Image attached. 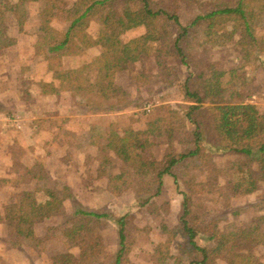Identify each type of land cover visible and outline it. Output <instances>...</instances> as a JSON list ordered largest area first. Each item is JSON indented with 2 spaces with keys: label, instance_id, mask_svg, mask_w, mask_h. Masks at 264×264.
Segmentation results:
<instances>
[{
  "label": "rangeland",
  "instance_id": "374dc122",
  "mask_svg": "<svg viewBox=\"0 0 264 264\" xmlns=\"http://www.w3.org/2000/svg\"><path fill=\"white\" fill-rule=\"evenodd\" d=\"M156 1L177 12L184 24L216 3ZM42 5L28 4L26 24L21 30L10 11L3 19L9 33L16 36V43L0 49V150L3 156L9 155V162L5 161L4 169L0 168V264H78L85 240L73 241L63 231L72 225L79 209L111 214L99 225L102 264L114 262L119 249L117 226L112 217L128 212L132 218L127 226L121 264H164L155 252L157 245L169 238L163 234L162 226L173 228L179 221L183 192H189L188 188L178 187L166 175L162 193L152 198L151 206H143L139 197L145 195L138 193L136 181L128 179L124 184L116 177L123 171V164L110 149L106 150L110 162L105 163L106 171L100 175L98 168L105 151L100 148L107 145L111 134H122L129 127L144 129L150 119L166 115L164 106L187 103L184 80L188 71L177 58L169 62L173 67L171 72L161 71L154 55L145 56L116 76L118 85L127 88L133 99L142 98V101L104 111L92 110L90 98L83 94L68 90L44 93L41 83L51 79V72L37 44L41 43V34L52 31L41 22ZM50 24L56 32H64L70 22L64 12L58 11ZM99 29L100 23L93 19L88 31L96 35ZM145 32L146 28L140 26L129 31L126 38ZM257 33L264 35V25L259 26ZM237 39L236 34L233 41L221 39V45H199L196 57L200 61H220L223 68L234 69L229 87L241 95L235 102L255 104L264 115V49L246 57L243 48L236 45ZM100 52L101 48L94 47L80 55L65 56L63 61L68 67H81L92 63ZM91 78H95V73ZM168 80L173 83L169 84ZM167 140V136L156 139L145 156L164 162L169 150ZM234 158L216 157V168L196 170L195 182L201 192L194 194L193 211L203 231V244L213 245L207 237L214 233L215 223L228 231L232 224L252 227L264 215V183L256 192L236 197H228L218 189L227 187L230 179L218 168ZM50 191L56 192L60 201L53 202ZM34 199L43 203L52 201L51 216L38 222L30 218L16 220L12 225L7 222V207L12 205V210L17 211L20 205L28 206ZM261 229L264 231V222ZM182 241L178 238L173 242L172 253H178ZM240 249L252 251L264 264L263 244L247 243ZM228 258V253H221L215 263L229 264Z\"/></svg>",
  "mask_w": 264,
  "mask_h": 264
},
{
  "label": "trees",
  "instance_id": "16d2710c",
  "mask_svg": "<svg viewBox=\"0 0 264 264\" xmlns=\"http://www.w3.org/2000/svg\"><path fill=\"white\" fill-rule=\"evenodd\" d=\"M213 1L216 3L212 8L184 24L177 12L156 0H75L72 3L69 0H0V49L16 43V36L9 33L3 21L5 13L10 11L16 16L21 30L26 24L28 4L43 3L40 19L52 32L40 35L37 50L43 52L53 76V81L41 83L44 93L59 94L68 90L89 97L92 110L116 109L142 101V98L133 99L127 88L118 85L116 76L143 57L154 55L158 68L170 70L168 73L173 70L169 64L173 58L186 67L187 103L164 106L166 115L150 119L144 129L129 127L122 134L113 133L107 145L100 148L105 150L98 168L100 175L106 171L105 163L110 162L106 157V150L110 149L123 164V171L116 177L124 184L128 179L136 181L138 193L145 195L139 197L143 206H151L152 198L162 193L166 175L171 176L178 187L188 188L189 192H183L179 221L173 228L162 226L163 234L169 238L157 245L155 252L164 264H216L215 259L221 253L229 254V264H261L252 251L240 247L247 243L264 245L261 229L264 215L258 217L252 227L232 224L228 231L221 230L215 223L214 233L207 237L213 245H207L201 243L203 231L193 211L194 194L201 192L195 182L196 170L216 168V157H235L218 168L221 174L230 177L227 187L218 188L228 197L254 193L264 183V115L255 104L235 102L241 95L229 87L234 69L223 68L220 61H200L196 57L199 45H221V39L233 41L236 34V45L243 48L246 57L263 50L264 35H259L257 29L264 25V0ZM58 11L64 12L70 22L64 32L51 28L50 23ZM93 19L100 23L96 35L88 31ZM234 22L236 25L232 26ZM140 26L146 28L145 33L126 38L129 31ZM93 47L101 48V52L92 63L76 68L64 66L65 56L80 55ZM92 73H95L94 79ZM162 136L168 137L165 161L147 158L145 153ZM49 196L53 202L60 201L54 191H50ZM53 202L34 199L28 206L20 205L17 211L10 205L5 218L10 225L28 218L42 221L51 216ZM109 216L111 214L106 212L79 209L72 225L64 229L69 239L85 240L78 264H102L99 225ZM131 218L130 212L112 217L117 226L119 249L111 264L123 261ZM178 238L183 241L174 254L171 247Z\"/></svg>",
  "mask_w": 264,
  "mask_h": 264
},
{
  "label": "crops",
  "instance_id": "0c3cea01",
  "mask_svg": "<svg viewBox=\"0 0 264 264\" xmlns=\"http://www.w3.org/2000/svg\"><path fill=\"white\" fill-rule=\"evenodd\" d=\"M14 45V44H13ZM12 46V45H11ZM11 46H8V47H11ZM8 47H5V48H2V49H6V48H8ZM94 48V47H93ZM90 49V48H89ZM65 59V58H64ZM64 66L65 67H67V68H74V67H68V66H66L65 65V62H64ZM44 81H53V76H52V74H51V79L50 80H44ZM54 94V93H53ZM8 158H9V155L8 156H3V154H2V149L0 150V168H3L4 169V164L6 163V162H9L8 161ZM6 161V162H5Z\"/></svg>",
  "mask_w": 264,
  "mask_h": 264
}]
</instances>
